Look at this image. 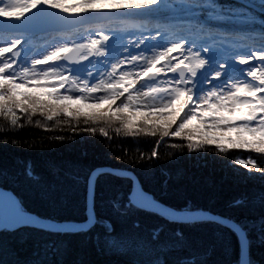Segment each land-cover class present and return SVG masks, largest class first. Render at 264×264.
<instances>
[{"label": "trees", "instance_id": "1", "mask_svg": "<svg viewBox=\"0 0 264 264\" xmlns=\"http://www.w3.org/2000/svg\"><path fill=\"white\" fill-rule=\"evenodd\" d=\"M214 2L221 10L239 5L234 0ZM181 7L198 13L192 20L202 23L210 11ZM250 13L264 20V12ZM14 111L16 123L11 114L0 112V187L14 192L26 212L84 221L91 173L100 167L127 170L161 204L236 221L249 238L251 264H264V172L237 163L251 159L264 169V153L208 144L190 150L183 137L140 131L135 121L127 128L116 120L61 114L49 120L38 111ZM131 192L130 179L101 175L92 229L4 230L0 264H181L193 257L196 264H240L241 246L232 229L213 222L177 224L129 207Z\"/></svg>", "mask_w": 264, "mask_h": 264}, {"label": "snow or ice", "instance_id": "2", "mask_svg": "<svg viewBox=\"0 0 264 264\" xmlns=\"http://www.w3.org/2000/svg\"><path fill=\"white\" fill-rule=\"evenodd\" d=\"M157 3L158 0H141V4H134L132 0L131 3L119 6L107 3V7L141 8ZM98 4L93 3L92 0H79L78 4L71 5L64 3L63 0H0V22L20 23L37 8L57 9L64 14L86 13L88 10L97 9ZM99 6L103 9L105 3ZM193 6L197 9H209L207 15L212 20L225 19L224 10L219 9L214 0H204V3ZM251 6L254 5L227 11L235 14L244 13L243 18L252 22L254 18L248 11V7ZM259 8L264 12V0H259ZM62 19L66 24L71 25L79 17L66 15ZM188 23L197 25L202 36H210L213 32L219 31L221 39H209L208 45L202 47L200 51H196L194 46L188 47L186 39L182 37L169 39L167 46L153 50L151 55H146L144 51L129 54L125 49L126 54L112 62L110 70L106 64L103 66L104 72H99L95 76L94 83L91 82L92 73H88L83 79L66 77L65 72L57 71L54 64L48 62L58 61L61 57L73 61H84L89 56L103 57L104 46L109 40L108 34L99 31L105 28L103 25L96 27L97 33L94 35H89L86 31V38L82 37L84 41L82 43L73 42L71 47L60 44L41 59H32L31 67H23L19 64L17 58L20 51L17 46L21 44V40H12L0 46V53H12L10 58L0 59V112L11 114L13 123H16L14 109L24 113L38 111L46 115L49 120L61 113L65 117L83 116L86 121L116 120L127 128H131L135 121L140 131L158 130L163 136L183 137L189 142L190 150L202 144L220 145L221 141L226 139L229 147L264 153V46H259L251 50L248 55L236 58L239 64L247 66L243 69L241 77L226 78L224 73L227 63L220 61L216 64L215 70L206 75L203 80L204 87L198 89L196 78L209 64V60L205 58L209 49L227 43L223 38L233 36V33L218 30L196 20ZM260 23L264 24V20ZM156 28L158 31L155 33L140 36L136 47L139 48L145 39H156L161 32L167 31L160 24H157ZM129 43L131 44L132 41L130 40ZM174 52L175 56L172 55ZM249 61L254 63H248ZM14 64L16 67H13ZM125 64L128 65L127 68L122 67ZM105 72L107 77L104 75ZM169 73L172 75L169 76ZM177 73L179 78L176 76ZM60 89L64 91L61 92ZM98 91L103 94L94 95ZM121 97L124 99L121 100ZM89 100L96 102L89 108H95L98 103L105 101L110 103L107 110L101 111H89L66 103ZM117 100H120V103L112 107ZM178 118L181 122L174 131H170ZM193 120L198 124L189 127ZM229 132L247 133L253 137L258 135L259 139L249 140L240 135L234 140L231 136L225 137L219 134ZM152 156H156L155 150ZM237 163L250 170L254 168L258 172H264V169L256 167L254 160H239ZM261 197L264 198V192L261 193ZM8 200V208L0 209V227L13 228L19 224L39 223L35 217L25 213L12 197H8ZM137 204L145 207L139 202L134 191L127 206ZM237 231H240L238 226ZM181 264H196V259L193 257L182 261Z\"/></svg>", "mask_w": 264, "mask_h": 264}, {"label": "rangeland", "instance_id": "3", "mask_svg": "<svg viewBox=\"0 0 264 264\" xmlns=\"http://www.w3.org/2000/svg\"><path fill=\"white\" fill-rule=\"evenodd\" d=\"M63 2L71 5L78 4L79 0H63ZM133 3L141 4V0H133ZM194 4H199V0H158L157 4L149 7L110 9L107 7V0H105V7L103 9H101L98 4L97 9L88 10L86 13H69L84 16L75 22V24L80 23L78 24L79 26L76 25L73 26V28H66L62 24L52 25L51 28H49L50 26L47 24L46 26H48V28L46 26L44 27L49 30L38 36L18 32L0 31V46H4L6 43L12 40L20 39L21 44L17 46L18 50L20 51V55L17 58L18 62L23 67H31L32 59H41L44 55L54 50V48L60 44H66L67 46L71 47L73 42L82 43L84 42L82 37L86 38V31L87 34L94 35L97 33L96 27L103 25L105 28H101L99 31H103L105 34L109 35V40L104 46L103 57L89 56L87 60L77 61L82 65V67L72 66L68 62L64 61L63 57H61V59L58 61L48 62L50 64H54L53 66L57 71L65 72L66 77L74 76L83 79L87 77L88 73H92L93 80L91 82L94 83L95 76H97L99 72H104L103 66L106 64L110 70V64L113 62V59L125 55V49H127V53L129 54H137L139 51H144L146 52V55H151L153 50H159L166 46L169 39H172L173 37H182L186 39L188 47L194 46L196 51H200L202 47L208 45L209 39H221L219 36V31L213 32L210 36H202L201 30L197 27V25L188 23V20L195 18L197 13L191 10L183 11V7L181 6H191L190 8L193 9L195 8V6H193ZM239 4L240 5H237L233 8H242L251 4L254 6L248 7L249 13L251 10H254L255 12L258 10L261 12L259 8V0H241ZM217 7L220 8V6ZM45 9L51 8H37L34 9L31 14L39 13ZM51 10L60 12V10L57 9ZM102 13L107 14V16H101ZM207 13L202 19L204 24L224 32L233 33V36L223 38L227 40V43L209 49V52L205 57L209 60V64L203 70H201L198 77L196 78L198 89L204 87L203 80L205 79L206 75L215 70L216 64L220 61H225L227 63V68L224 73L226 78L241 77L243 75V69L247 66L239 64L236 58L239 56L248 55L251 50H254L259 46H264V24L255 22L254 20L250 22L244 19V13L235 14L224 10L223 15L225 16V19L222 20H212L208 17ZM252 17L254 18V16ZM126 19H132L134 21H120ZM157 24H160L161 27L165 28L167 31L161 32V35L156 37V39H145L143 44H140L139 48H137L136 44L139 41V37L142 35L149 36L150 34L158 31L156 28ZM254 24H256V26ZM249 25H251V29L247 27ZM5 26L10 27L11 25ZM16 26H25V24L18 23ZM25 27L32 29L30 26ZM169 35L172 36L168 39L167 36ZM130 40L132 41L131 44L129 43ZM13 51H16V49H13ZM175 54L176 53L174 52L172 55L175 56ZM11 56V52L0 53V59H7ZM96 59L98 60L95 61ZM248 63H254V61H249ZM13 67H16V65L14 64ZM42 67L46 68L48 66ZM122 67L127 68L128 65L125 64L122 65ZM170 74L171 73L168 75L171 76ZM104 75L107 77L106 72ZM65 87H67V85H65ZM60 91L63 92L64 89H60ZM102 94V92L98 91L94 95L99 96ZM122 99H124V97H121V100ZM66 103L71 104L73 107H80L89 111H101L107 110L110 102L105 101L98 103L95 108H89L90 105L96 103L92 100L67 101ZM119 103L120 100H117L115 104L112 105V107H115ZM61 115L63 114L61 113ZM181 115H183V113H181ZM45 117L47 116L45 115ZM153 119L155 120V118ZM180 122L181 121L178 118L176 124H173L170 131H174ZM197 124L198 122L193 120L189 127H195ZM213 134L215 135L217 133ZM219 134L225 137L231 136L234 140L238 139L240 135L249 140L259 139L258 135L253 137L247 133L237 134L235 132H229ZM215 146L220 149L229 147L228 141L226 139L222 140L220 145ZM229 148L238 149L233 147Z\"/></svg>", "mask_w": 264, "mask_h": 264}, {"label": "water", "instance_id": "4", "mask_svg": "<svg viewBox=\"0 0 264 264\" xmlns=\"http://www.w3.org/2000/svg\"><path fill=\"white\" fill-rule=\"evenodd\" d=\"M70 15V14H64L59 12H53V11H43L39 14H35L32 16H27L25 19H23L20 23H24L25 26H30V28H26L25 26H19L17 27L16 24L18 23H3L0 22V31H8V32H24L29 34H40L47 32L49 29H46L44 26L49 24V28H51L52 25H64L66 28H73V26H79L78 24H75L77 20L72 23L71 25H68L65 23V21L62 19V17ZM80 18L84 17L82 15H77ZM5 25H11L10 27ZM48 26H46L48 28ZM64 59L71 63L72 65L76 66H82L77 61L69 60L64 57ZM177 77L178 73L176 74ZM103 174H111L120 178H127L132 181V193L135 191L137 193V199L140 203H142L145 207H141L140 205H134L137 208L151 212L154 214H157L159 216H162L166 218L168 221L177 223V224H197V223H205V222H213L216 224H219L221 226L227 227L232 229L238 236L240 246H241V258H240V264H249L250 261V242L249 238L245 232V230L235 221L232 219L226 218L221 215H215L207 211H178L175 209H172L168 207L167 205L161 204L158 201L155 200V198L148 192H146L142 186L140 185V182L138 178L135 176L134 173L127 171V170H120V169H114L110 167H100L95 169L88 180V191H87V218L84 221L78 222V221H59L55 219L50 218H44L41 216H38L31 212H26L22 209L20 202L14 192L6 190L2 187H0V209H7L9 206V200L8 197H12L15 201L18 202L20 208L27 214L31 215L32 217H35L39 223L32 222V223H26V224H19L16 225L13 228H7V227H0V233L4 230H7L9 232H15L18 231L21 227H32V228H39L44 229L51 232H57V233H76V232H86L92 229L97 224V216L95 213V195H96V186L97 181L99 177ZM44 225H48L45 227ZM237 226L239 227L240 231H237Z\"/></svg>", "mask_w": 264, "mask_h": 264}, {"label": "clouds", "instance_id": "5", "mask_svg": "<svg viewBox=\"0 0 264 264\" xmlns=\"http://www.w3.org/2000/svg\"><path fill=\"white\" fill-rule=\"evenodd\" d=\"M93 3L104 4L105 0H92ZM132 0H107V3L111 4L112 6H119L120 4L124 3H131ZM77 6H87V5H77Z\"/></svg>", "mask_w": 264, "mask_h": 264}, {"label": "bare ground", "instance_id": "6", "mask_svg": "<svg viewBox=\"0 0 264 264\" xmlns=\"http://www.w3.org/2000/svg\"><path fill=\"white\" fill-rule=\"evenodd\" d=\"M171 36L172 35H169V36H167V38L169 39V38H171ZM167 46V45H166ZM176 55V54H175ZM120 58V57H119ZM119 58H116V59H113V62H115L116 60H118Z\"/></svg>", "mask_w": 264, "mask_h": 264}]
</instances>
